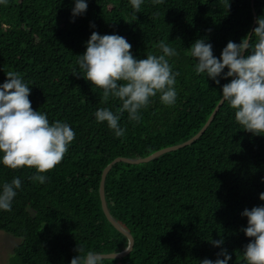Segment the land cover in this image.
Segmentation results:
<instances>
[{
  "label": "trees",
  "instance_id": "16d2710c",
  "mask_svg": "<svg viewBox=\"0 0 264 264\" xmlns=\"http://www.w3.org/2000/svg\"><path fill=\"white\" fill-rule=\"evenodd\" d=\"M73 7V0L0 3V83L7 72H20L30 83L33 109L46 112L50 121L66 120L76 132L44 184L30 179L34 169L0 165V184L16 176L22 180L12 211H0V230L22 239L10 264H70L78 244L85 253L125 249L128 238L102 208L104 170L117 158H145L196 136L229 81L217 85L197 75L188 48L204 38L220 57L254 21L252 0H230L229 7L226 0H145L136 14L129 0H88L86 13L75 18ZM254 8L258 17L264 15V0H255ZM93 31L124 36L139 59L161 54L160 41L176 48L177 104L164 106L157 96L139 123L130 122L125 112L120 123L128 131L122 138L97 123L98 108L115 111L120 102L104 101L102 90L72 74L76 55L86 51ZM105 193L111 215L134 238L130 253L104 258L108 264H199L217 258L220 248L210 241L221 238L232 255L230 264H245L242 251L251 238L243 232L247 218L241 213L264 204L259 199L264 135L243 130L224 102L191 145L148 162L115 164Z\"/></svg>",
  "mask_w": 264,
  "mask_h": 264
},
{
  "label": "clouds",
  "instance_id": "9594fccd",
  "mask_svg": "<svg viewBox=\"0 0 264 264\" xmlns=\"http://www.w3.org/2000/svg\"><path fill=\"white\" fill-rule=\"evenodd\" d=\"M5 2L0 0V3ZM129 2L136 14L145 0ZM73 3V18L83 16L88 0H73ZM153 3L160 4L163 0H153ZM226 3L229 7L230 0ZM90 26L95 28L94 24ZM85 47L83 54L76 55L72 74L102 90L104 101L120 102L115 111L100 107L94 113L96 122L106 123L115 137L122 138L128 131L120 123L125 112L130 122L139 123L153 98L158 96L160 103L167 107L177 104L179 72L174 69L172 59L178 51L169 43L160 41L161 54L148 53L146 58L139 59L133 55L132 45L124 36L116 33L101 35L93 31ZM188 49L196 61L194 71L197 75L202 74L217 85L221 80L229 81L222 85L221 102H226L234 110V119L242 129L253 135H264V15L258 17L256 14L255 18L254 14L249 33L239 43L230 40L220 57L214 55L213 45L204 38L197 39ZM6 77L0 83V165L13 170L25 166L34 169L30 179L44 184L49 179L47 173L68 153L76 138L75 129L66 120L50 121L46 112L33 109L29 99L30 83L20 72L9 71ZM21 189L19 176L0 184V211H12ZM259 199L264 201V193H260ZM241 215L247 218L243 232L251 238L242 251L244 262L264 264V204L250 210L245 208ZM5 233L0 235H10L22 241ZM210 242L220 248L217 258H204L199 264H230L232 255L222 247L224 240ZM75 251L77 255L70 264H108L100 253H85L79 244Z\"/></svg>",
  "mask_w": 264,
  "mask_h": 264
},
{
  "label": "water",
  "instance_id": "95a60500",
  "mask_svg": "<svg viewBox=\"0 0 264 264\" xmlns=\"http://www.w3.org/2000/svg\"><path fill=\"white\" fill-rule=\"evenodd\" d=\"M254 4H255V0H252V8H253V12L255 14V18H256V11L254 8ZM224 104V102L222 103L220 101V103L217 105V107L215 108L214 112L212 113V115L210 116L208 122L205 124V126L202 128V130L196 135L194 136L192 139H190L189 141L180 144V145H176V146H172V147H168L165 149H162L160 151H157L155 153H153L152 155L145 157V158H138V159H130V158H125V157H120L115 159L113 162H111L106 169L104 170L103 174H102V179H101V183H100V198H101V203H102V208L104 213L106 214L108 220L122 233L125 234V236L128 238L129 240V244L128 246L123 249L120 252H116V253H111V254H101L102 258L104 259H117V258H122L127 256L130 251L133 249V245H134V238L133 236L126 231L115 219L114 217L111 215L108 206H107V201H106V193H105V183H106V179L107 176L110 172V170L112 169V167L120 162H125V163H129V164H140L143 162H148L151 161L152 159L156 158L159 155H162L164 153L167 152H171V151H175L178 149H181L183 147H186L188 145H191L193 142H195L196 140H198L208 129V127L210 126L211 122L214 120V117L216 116V114L219 112L221 106Z\"/></svg>",
  "mask_w": 264,
  "mask_h": 264
},
{
  "label": "rangeland",
  "instance_id": "374dc122",
  "mask_svg": "<svg viewBox=\"0 0 264 264\" xmlns=\"http://www.w3.org/2000/svg\"><path fill=\"white\" fill-rule=\"evenodd\" d=\"M0 233L5 232L0 231ZM1 239L4 240L0 242V264H10L9 262L10 260H12L14 248L21 242V240L16 239L10 235H0V240Z\"/></svg>",
  "mask_w": 264,
  "mask_h": 264
}]
</instances>
